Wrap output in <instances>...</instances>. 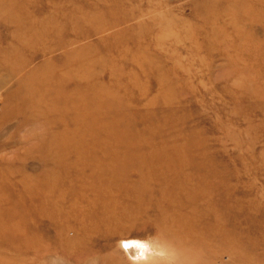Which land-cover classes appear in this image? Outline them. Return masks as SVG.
Masks as SVG:
<instances>
[{"label": "rangeland", "instance_id": "obj_1", "mask_svg": "<svg viewBox=\"0 0 264 264\" xmlns=\"http://www.w3.org/2000/svg\"><path fill=\"white\" fill-rule=\"evenodd\" d=\"M3 2L0 98L15 51L43 69L35 102L0 113V264H131L134 238L173 264L170 218L206 234L200 264H264V0ZM38 194L72 209L86 256L54 250L56 215L22 240Z\"/></svg>", "mask_w": 264, "mask_h": 264}, {"label": "bare ground", "instance_id": "obj_2", "mask_svg": "<svg viewBox=\"0 0 264 264\" xmlns=\"http://www.w3.org/2000/svg\"><path fill=\"white\" fill-rule=\"evenodd\" d=\"M3 1L4 0H0V10L4 5ZM23 47L25 46H22L21 50L23 49ZM14 57L15 58L12 64H10V62H5L4 64L5 66L3 69H5L7 75H10L9 77H12V80H14L15 83L13 85L8 84L4 88L3 96L2 98H0V113H4L8 111L12 112L11 110H13V108L18 109L20 111L21 108L23 109L25 108L24 105L26 107L30 106L31 104H33V101L35 102L36 100L35 95L37 91H39L38 88L39 76L43 68L42 67L38 68L37 66L28 63V61L24 59L26 57L23 56L19 51L14 52ZM22 189L26 190L25 187H23ZM53 195H56V198L55 199L53 198L51 201L53 204H57V203L65 204L68 203L69 200H71L70 194L60 193ZM46 199L47 197H45L44 194L42 195L38 194L37 197L36 196L31 197L30 199H25L22 202L21 228L22 230L25 228L26 231L23 235L22 240L24 242H28L29 240L38 238L34 236L33 232L31 233L28 232V230H30L28 228L35 226V223L36 224L38 223V221L36 222L37 219H40L43 216H50V218H52L54 215H56L57 219H53L51 224H53L56 228L61 230L60 235L62 239L59 240L58 243L54 245L53 247L54 250L60 249L62 252H65L66 254L75 253L78 258L79 257L82 258L88 252L90 246H92L90 240H86V238L88 237L87 236L88 233H86V235L84 233L83 235V231H81L82 235L79 238V234H77L79 230L77 229L75 231L73 230V234L71 237H68V235L62 231V228L63 226L65 227V225H67L66 224L67 219L74 214L72 209L68 210L67 208L60 207V208H55L56 211L53 212V209L51 207H45ZM0 213H1L0 215H2L4 212L0 211ZM160 213L165 214L163 209ZM103 223L105 224V226H107V222L101 221L99 223H96V225L93 226V229L90 230V233H95L94 232L95 229H98V227L101 226V224L103 225ZM114 224L115 223H112V225ZM165 224L160 225L161 232L166 234L167 236L166 235L165 236L168 237L170 241L177 242L179 244V247L182 249V251H184L187 254L184 260L181 259L179 261L174 262L173 264H200L198 261L193 260L194 256H192L190 252L194 251L193 249L197 250V248H200L197 246L204 247L205 244H207L208 240L204 231L201 230L200 228L192 229L189 231L188 229L191 227L190 224L184 223L175 218H170L169 223H165ZM30 247H32L33 250H35V252L36 251L38 252L40 250L42 251L41 243L33 244ZM202 249L203 248L200 249L201 252ZM200 251L198 250L197 253ZM123 252L125 253L124 250ZM119 258L120 256L117 254V256L115 257L107 256L104 257L102 260L103 262H105V264H113L115 261H120Z\"/></svg>", "mask_w": 264, "mask_h": 264}, {"label": "clouds", "instance_id": "obj_3", "mask_svg": "<svg viewBox=\"0 0 264 264\" xmlns=\"http://www.w3.org/2000/svg\"><path fill=\"white\" fill-rule=\"evenodd\" d=\"M120 247L125 251L131 264H153L152 257L155 253L152 238L121 241Z\"/></svg>", "mask_w": 264, "mask_h": 264}]
</instances>
